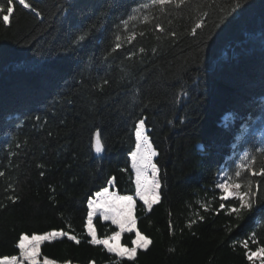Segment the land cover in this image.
<instances>
[{
    "label": "trees",
    "instance_id": "obj_1",
    "mask_svg": "<svg viewBox=\"0 0 264 264\" xmlns=\"http://www.w3.org/2000/svg\"><path fill=\"white\" fill-rule=\"evenodd\" d=\"M236 2L160 8L151 0H34L41 16L17 6L9 25L0 22V203L7 206L0 208V256L19 255L21 233L62 229L80 243L44 241L42 257L64 264H261L247 259L243 244L264 246V206L237 219L219 209L224 193L215 187L218 171L231 175L242 151L264 141V0ZM128 16L131 43V31L116 27ZM200 16L202 29L193 35ZM92 24L83 43L69 46L73 33ZM117 35L122 47L112 52ZM182 91L189 94L178 100ZM141 114L162 188L151 211L136 198L135 228L121 242L131 247L139 230L153 243L130 261L89 244L84 225L87 197L101 187L135 194L128 153ZM96 128L104 156L90 145ZM15 195L13 203L8 197ZM189 220L196 221L191 228ZM94 225L99 238L119 230L100 215Z\"/></svg>",
    "mask_w": 264,
    "mask_h": 264
},
{
    "label": "snow or ice",
    "instance_id": "obj_2",
    "mask_svg": "<svg viewBox=\"0 0 264 264\" xmlns=\"http://www.w3.org/2000/svg\"><path fill=\"white\" fill-rule=\"evenodd\" d=\"M153 5L160 8H165L171 4H184L185 0H151ZM17 6H20L22 10H28L36 16H41L42 12L40 8L34 3V0H0V22L5 25L11 23V18L14 17ZM240 2L237 0L235 8H239ZM146 7V5H145ZM133 12L136 8L131 9ZM132 16H128V19H120L116 25L118 28L120 25L125 27V30L131 31V35L128 37V42L131 43L135 38L136 33L133 30L128 29L129 20H132ZM147 20V16L144 18ZM203 17H197L191 27L193 35L198 30L202 29ZM155 28L161 33L165 31L162 26L157 23ZM95 31V25H88L77 30V33H73V39L69 41V46L73 44L83 43L91 34ZM173 36L176 34L173 32ZM211 39V37H209ZM116 43L112 48V52L121 49L122 44L120 37L116 36ZM206 45V41L204 42ZM140 53H144L145 49L141 47ZM155 51V49L153 50ZM111 55V53H109ZM134 53L129 52L128 56L131 58ZM104 84H108V80L103 81ZM186 91H182L177 99H182L183 96L188 95ZM71 104V101H68ZM33 120L38 124L41 121L39 115L34 116ZM172 121H169L171 123ZM147 119L141 114V117L134 122V137L135 146L129 151L128 155L131 158V169L135 174V197H138L143 201L144 207L151 211L155 203L160 202L162 188V178L160 176V169L157 164L153 161V157L157 156L158 153L153 147L149 137L146 135ZM51 135V133H48ZM90 145L94 148L96 153H101L104 150L102 143V129L96 128L90 137ZM233 170L231 175L218 171V175L223 177L220 182L215 184L217 189L222 190L224 195L221 197V203L219 209H224L230 215L235 214L237 219H243V213H250L259 204L264 206V141H262L261 147H253L250 150H244L238 156L236 160L232 162ZM127 170V169H125ZM4 172L0 171V176H3ZM39 175L43 177L44 171H40ZM114 180L108 179L107 184L113 185ZM8 188L11 189L12 185L9 184ZM9 200L13 203L19 200V196H9ZM123 201V204H117L116 201ZM224 200H228L226 207ZM134 203V198L131 195L126 196H114L110 193L109 187H101L99 191L94 193V196L90 195L87 197V216L84 227L87 230V236L89 237L88 243L92 245H103L108 253H114L119 258L127 257L128 260L134 261L136 254L139 249L148 250L149 246L153 243L152 239L141 233L139 230L135 232V238L131 241V247H123L114 245L112 242L116 238L120 237L124 232H132L136 225V219L131 215V206ZM7 206L0 203V208H6ZM205 210H211L209 205H204ZM217 209L216 211H219ZM104 220H110L112 224L116 225L119 229L114 231L111 236H105L99 238L96 231L93 228V218L96 214ZM171 215V213H169ZM206 218L199 216V220L203 221ZM196 223L195 220H189L187 227L191 228ZM169 232H174V225L172 221L168 222ZM183 231V229L181 230ZM67 237L71 241H75L76 244L80 243V240L76 235L71 234V231L64 230H51L42 234L32 233L31 235L21 233L16 242V247L19 249V255L12 256H0V264H56L54 260H49L44 257L41 262L38 259L39 249L41 243L44 241H55L58 238ZM252 242L257 243L256 233H251ZM30 241V242H29ZM28 242V243H26ZM243 246L247 249L246 255L249 261H253L254 257L264 256V246L257 247L255 251L248 248L247 241L244 242ZM67 264V262H66ZM94 264V262H90ZM119 264V261H117ZM261 264H264V260H261Z\"/></svg>",
    "mask_w": 264,
    "mask_h": 264
},
{
    "label": "rangeland",
    "instance_id": "obj_3",
    "mask_svg": "<svg viewBox=\"0 0 264 264\" xmlns=\"http://www.w3.org/2000/svg\"><path fill=\"white\" fill-rule=\"evenodd\" d=\"M146 128H147V127H146ZM147 131H148V129H147ZM146 135L148 136V133H147V132H146ZM148 137H149V136H148ZM153 160H154V157H153ZM222 179H223V177L220 176V181H221ZM109 191H110V193L114 194V196H117V197H119V196H126V195H123V194L118 193L117 190L112 189L111 187H109ZM127 195H131V194H127ZM131 196H133V198H134V203H133L132 206H131V215H132V217H134V218L136 219V216H135V208H136V198H138V197H135V195H131ZM116 203H117V204H123L124 202H123V201H120V200H117ZM96 215H99V213H97ZM95 217H96V216H94V218H93V228H94V230H95V225H94V219H95ZM46 232H47V231H46ZM43 233H44V232H43ZM37 234H42V233H37ZM28 235H30V234H28ZM29 242H30V241H29ZM26 243H28V242H26ZM112 243H113L114 245L120 246L121 248H123V247H127V246H125V245L121 242V238H120V237L116 238V240L113 241ZM17 256H18V255H17ZM44 257H45V256H44ZM44 257L41 256L40 251H39L38 259L42 262L43 259H44ZM47 258H48L49 260H54V259H51V258H49V257H47ZM262 258H263V256L254 257L255 260H262ZM54 261L56 262V264H64V263L58 262V261H56V260H54Z\"/></svg>",
    "mask_w": 264,
    "mask_h": 264
},
{
    "label": "water",
    "instance_id": "obj_4",
    "mask_svg": "<svg viewBox=\"0 0 264 264\" xmlns=\"http://www.w3.org/2000/svg\"><path fill=\"white\" fill-rule=\"evenodd\" d=\"M103 143V141H102ZM104 145V144H103ZM94 150V148H93ZM94 153L97 155V156H104L105 155V147H104V150L101 152V153H96L95 150H94Z\"/></svg>",
    "mask_w": 264,
    "mask_h": 264
}]
</instances>
